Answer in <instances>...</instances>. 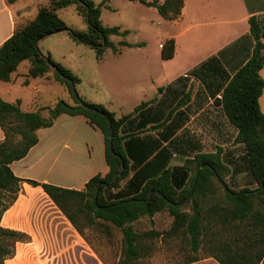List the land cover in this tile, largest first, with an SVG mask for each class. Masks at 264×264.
<instances>
[{
  "label": "trees",
  "instance_id": "1",
  "mask_svg": "<svg viewBox=\"0 0 264 264\" xmlns=\"http://www.w3.org/2000/svg\"><path fill=\"white\" fill-rule=\"evenodd\" d=\"M109 1L49 0L48 4H39L36 15L17 22L13 33L0 45V81H9L18 65L28 60L27 77L51 73L72 100L58 99L53 106L45 107L49 112L45 118L41 109L22 111L19 101L13 103L0 98V126L4 132L0 142V217L8 204L4 202L3 193H9L8 202H11L23 181L13 174L10 163L25 156L36 144L38 128L51 125L59 114H80L105 137L108 172L104 176H93L82 190L29 179L24 181L41 186L80 233L86 227L93 229L96 223L105 228L111 224L119 229L122 258L118 264H134L140 256L143 236L131 224L164 210L172 217L171 225L162 232L144 233L150 234V239L163 233L182 236L192 251L202 248L220 264H264V113L259 105L264 90V78L259 74L264 66V45L255 43L251 56L221 91L220 103L226 118L236 129L233 144L239 146V153L235 150L224 152L222 147L212 152L193 151L182 166H171L173 150L180 151L174 142L164 144L172 132L160 130L164 128V117L152 112L150 104L154 99L142 102L133 112L117 118L103 104L89 102L74 91L79 78L49 54L44 55L38 47L39 40L59 31H67L75 41L89 44L98 59L103 58L108 46L114 53H120L121 46H132L124 39L117 45L109 41L111 34L128 33L118 26L102 23L101 10ZM130 1L153 6L164 19L170 20L180 18L183 7V0ZM72 4L87 22L84 31L71 28L57 13ZM250 24L257 38L253 18ZM174 51L175 41L169 38L163 43L162 57L168 59ZM184 78L179 77L177 81ZM162 90L160 87L159 91ZM110 125L112 146L108 140ZM156 130L157 136L152 134ZM122 163V174L110 184ZM239 173L245 174L246 183L234 189L226 177ZM150 192L153 193L148 198ZM23 236L0 226V264H5V258L12 254L9 242ZM198 259L194 256L185 262Z\"/></svg>",
  "mask_w": 264,
  "mask_h": 264
},
{
  "label": "crops",
  "instance_id": "2",
  "mask_svg": "<svg viewBox=\"0 0 264 264\" xmlns=\"http://www.w3.org/2000/svg\"><path fill=\"white\" fill-rule=\"evenodd\" d=\"M19 1L9 3L0 0V45L13 33L17 22L36 15L26 17L23 7L16 9ZM48 2L37 3L36 12L39 4ZM251 18L256 23L257 38L251 32ZM117 26L121 31L125 30L122 25ZM157 32L163 40L158 42L155 58L136 66H123L121 71L125 76L124 82L128 81L123 94H127L129 103L133 105L131 111L123 112L121 104L119 112L108 109L106 103L114 105L108 91H103L107 96L104 104L82 97L89 102L103 104L117 118L133 112L142 102L154 99L150 104L152 112L164 117V128L160 130L172 132L164 144L174 142L180 151L173 150L171 166H182L193 151L212 152L217 147H222L224 152L234 151L232 148L224 149L229 144L228 147L237 146L233 144L236 129L226 118L219 95L237 69L251 56L255 43L258 41L264 45V0H183L180 18L164 19V23L158 21ZM169 38L175 41V51L172 57L165 59L162 48ZM262 52L264 54V48ZM29 65L28 61L27 71ZM263 70L264 66L259 71L261 76ZM27 71L20 73L16 69L9 81H0V98L13 103L19 101L22 111L42 109L38 103L39 93L44 85L57 82L51 73L31 78L26 76ZM137 72L140 79L144 77L148 81L146 85L138 82L135 88H131L132 80L128 76ZM179 77L186 78L177 81ZM160 87L162 91H159ZM28 89L34 93L31 99H27ZM67 101L72 102L69 94ZM259 105L264 113V90L259 97ZM40 112L48 118L47 109ZM225 131H231V135H226L224 140L220 136ZM157 133L158 130L152 134L157 136ZM36 134V144L25 156L10 163L13 174L23 181L11 202H8L9 193H3L4 202L8 204L1 213L0 226L24 236L13 241V253L5 258L4 263L105 264L43 188L24 181L29 179L82 190L93 176H104L109 170L103 133L84 115L62 113L53 119L51 125L38 128ZM3 139L4 132L0 126V142ZM155 217L156 214L150 219ZM186 264L220 263L207 254Z\"/></svg>",
  "mask_w": 264,
  "mask_h": 264
},
{
  "label": "rangeland",
  "instance_id": "3",
  "mask_svg": "<svg viewBox=\"0 0 264 264\" xmlns=\"http://www.w3.org/2000/svg\"><path fill=\"white\" fill-rule=\"evenodd\" d=\"M93 1L99 3L101 0ZM39 2L47 3V0H20L16 9L23 7L24 15L33 17ZM150 7L153 6H147L136 1L110 0L107 6L102 8L101 20L103 24L109 26L122 25V29L128 30L126 35L111 34L109 36V41L115 45L123 39L132 44V48L119 47L122 51L120 54L114 53L112 47L108 46L103 58L98 59L94 49L89 44L75 41L67 31L54 32L45 36L40 42L38 41V47L44 55L49 53L54 61L61 63L79 78V83L75 85V90L79 95L87 96L89 99L104 104L107 102V96L103 95V91H108L112 94V101L115 105L106 103L108 109L119 112L118 107L121 104L123 105V112L131 111L133 105L129 103L127 94H123L124 87L128 85V81L124 82L125 76L121 74L123 66H136L142 61L144 63H147L148 60L152 61L158 51V42L163 40L159 35L160 33L157 32V26L158 21L164 23V18L155 7V9ZM57 13L71 28L78 31L87 29V22L77 13L75 4L60 9ZM27 66L28 61H22L17 68L18 72L26 73ZM262 76L264 77V70ZM128 77L132 80L130 82L131 88H135L138 82L146 85L148 81L144 77L140 79L141 75L138 72L130 74ZM31 94L34 95L28 89L27 99H31L33 96ZM146 97L149 98V95ZM58 99L67 100L68 92L59 83L46 84L38 95V103L41 106L39 108L44 111L46 110L45 107L53 106ZM230 133L231 131H225L220 138L225 140L226 135H231ZM228 146L230 144L224 146V149L232 148L236 153H239V146ZM226 181L230 187L237 189L246 183V177L245 174H237L234 177L227 176ZM171 222L172 217L164 210L157 212L154 219L144 216L131 224L134 230L143 236L140 256L134 261V264H186L185 261L188 258L194 256L200 258L207 255L202 248L197 252L192 251L188 241L182 236H166L163 233L154 239H150V234H144L150 233L152 230L165 231L170 227ZM80 234L84 236L87 243L105 264H118L120 262L122 258V234L119 229L111 224L105 228L100 223H96L93 229L86 227ZM9 243L13 251L14 243L13 241ZM47 264H51V262Z\"/></svg>",
  "mask_w": 264,
  "mask_h": 264
},
{
  "label": "water",
  "instance_id": "4",
  "mask_svg": "<svg viewBox=\"0 0 264 264\" xmlns=\"http://www.w3.org/2000/svg\"><path fill=\"white\" fill-rule=\"evenodd\" d=\"M45 60L46 62L54 69L55 67L49 62V60L47 59V57H45ZM74 91L75 90V87H73ZM112 138H113V128L112 126L110 125L109 127V131H108V140H109V145L112 146ZM113 152V150H112ZM123 168H124V164L122 163L119 167V172L118 174L114 177L113 181L110 183V184H113L114 181L122 174V171H123ZM153 192H150V194L148 195V198L150 197V195L152 194Z\"/></svg>",
  "mask_w": 264,
  "mask_h": 264
},
{
  "label": "built area",
  "instance_id": "5",
  "mask_svg": "<svg viewBox=\"0 0 264 264\" xmlns=\"http://www.w3.org/2000/svg\"><path fill=\"white\" fill-rule=\"evenodd\" d=\"M219 97L221 98V95H219Z\"/></svg>",
  "mask_w": 264,
  "mask_h": 264
}]
</instances>
